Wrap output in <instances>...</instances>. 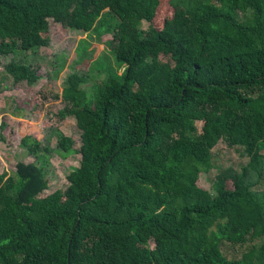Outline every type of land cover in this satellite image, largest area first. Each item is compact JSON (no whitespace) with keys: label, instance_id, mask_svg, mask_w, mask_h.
I'll return each mask as SVG.
<instances>
[{"label":"trees","instance_id":"obj_1","mask_svg":"<svg viewBox=\"0 0 264 264\" xmlns=\"http://www.w3.org/2000/svg\"><path fill=\"white\" fill-rule=\"evenodd\" d=\"M161 2L0 0L12 87L43 80L1 60L49 46V21L111 35L125 66L89 92L90 69L67 77L57 117L76 120L79 150L51 128L46 144L24 140L34 162L0 174V264H264V0H171L157 28ZM220 142L248 162L217 168L211 194L199 182ZM56 153L80 166L48 195Z\"/></svg>","mask_w":264,"mask_h":264},{"label":"rangeland","instance_id":"obj_2","mask_svg":"<svg viewBox=\"0 0 264 264\" xmlns=\"http://www.w3.org/2000/svg\"><path fill=\"white\" fill-rule=\"evenodd\" d=\"M172 13L171 0H162L153 22L154 26L161 28L171 18ZM147 27L148 23L143 22L142 28L146 30ZM43 34L49 37V46L30 53L17 52L15 56L1 60L3 65L15 60L26 67H40L43 80L35 87L27 84L12 87L9 79L2 74L3 69L0 70V121L8 125L5 132L0 130V174H13L19 163L34 162V159L27 156L24 140L46 144L48 130L51 128H57L66 137L72 138L76 143L75 149H80V133L76 120L71 117L63 120L57 117L65 108L60 97L69 75L74 71L87 72L90 69L92 79L85 87L89 92L94 84L102 80L105 73L122 74L125 71L124 64L117 61L109 47L111 35L103 36L102 41L97 43L92 40L91 34L63 29L53 21H49ZM97 71L100 73L97 74ZM51 145L54 146L55 142ZM214 154L215 169L211 177L201 175L199 182V186L211 194H214L212 183L217 168L235 167L240 171L248 162L240 149H230L223 142L215 148ZM79 166V155L64 157L56 153L51 161L52 181L48 195L66 190L70 173ZM263 188L264 182L261 189ZM261 244L255 243L257 246ZM222 247L229 257L240 256L241 251L234 250L232 245L224 242Z\"/></svg>","mask_w":264,"mask_h":264}]
</instances>
